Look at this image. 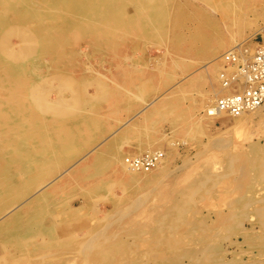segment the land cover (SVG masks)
I'll use <instances>...</instances> for the list:
<instances>
[{"label": "rangeland", "instance_id": "rangeland-1", "mask_svg": "<svg viewBox=\"0 0 264 264\" xmlns=\"http://www.w3.org/2000/svg\"><path fill=\"white\" fill-rule=\"evenodd\" d=\"M165 1L168 3L156 1L146 7L144 21L142 18L136 20L138 13L134 5H124L123 12L133 20L131 28L135 27L132 35H119L118 42L125 46L123 52L126 61H116L111 51L96 47L88 38L76 35L66 40L63 44L65 48L56 53L42 46L44 50L39 57L41 60L51 59L50 65L48 70L40 65L35 71L38 70V74L46 73L50 80L44 88L45 93L48 92L47 97L57 102L61 96L59 100L66 99L75 108L69 109L70 117H58L55 125H52L54 129L49 131L51 137H60L67 129L78 127L75 124L78 111L82 117L90 116L93 110L86 103L89 96L99 97L95 102L98 113L117 109L116 117L119 119L133 117L144 103L159 96L161 103L147 118H133V126L119 133L113 139L115 142L108 143L98 156L72 173L71 179L66 177L53 184L47 197L38 202L35 208L47 209L39 215L40 225L53 230L60 242L35 243L31 239L24 245L21 254L17 248L7 245L16 233L23 230L22 225L33 215V210L9 230L0 233V257L7 263H10L8 259L11 256L17 254L18 264H175V257L176 264H264V180L258 176L264 165H257L258 160L264 161V111L249 113L237 123L236 119L227 118L225 122L207 118L204 109L213 101L212 91H216V81L214 74L206 73L200 67L213 56L197 58L196 53L231 35L240 43L260 32L259 29L264 26V0ZM70 9L73 12L76 10ZM159 10L164 14L163 19L158 15ZM52 29L49 27L50 33ZM59 33L61 30L55 28V34ZM10 41L17 44L15 37H11ZM216 54L213 53L214 56ZM125 71L130 72L129 78L133 81L140 78L134 83L135 89L123 83L127 78L126 74L121 73ZM125 86L137 98L130 100L131 108L127 109L124 102L118 101L114 109L112 106L108 108L107 96L113 99V93ZM100 90L109 95L103 98L98 92ZM66 112L68 110L61 111L63 114ZM223 123L228 126L225 127ZM105 129V125H95L89 132L75 133L74 139L64 141L77 149L75 158L68 159L66 148H52L55 154L49 149L46 157L43 154L29 157V160L37 161V167H44L42 162L46 158L47 166L58 160L67 166L99 144L106 134ZM53 142L55 145L63 143L56 139ZM148 151L162 153L161 167L149 173L150 176L136 174L139 183L128 182L114 172L111 165L115 162L111 163V160H123L127 154L142 155ZM0 158V169L9 168L5 173L0 170V176L4 178L17 182L20 176L39 175L15 172L14 169L21 166L17 160L6 163L8 159ZM229 164L232 167L228 170ZM243 164L245 167L241 169ZM57 169L51 170V175L58 174L61 169ZM210 173H213L211 178ZM94 176L98 179L90 178ZM201 180L203 189L196 190L195 181ZM187 187L191 190H186ZM177 191L191 193L183 219L174 222L172 229L163 231L164 236L160 235L159 239L148 232L149 229L143 233L141 230L146 231L159 213L173 208L172 199ZM35 192L36 189L31 194ZM246 197L249 202L245 206L243 198ZM21 202L18 200L17 203ZM114 233L119 239L129 242V251L126 247H119L112 257H106L99 252V242ZM76 235L79 236L77 239ZM93 235L95 238L92 241L90 238ZM86 238L90 242H85Z\"/></svg>", "mask_w": 264, "mask_h": 264}, {"label": "bare ground", "instance_id": "bare-ground-1", "mask_svg": "<svg viewBox=\"0 0 264 264\" xmlns=\"http://www.w3.org/2000/svg\"><path fill=\"white\" fill-rule=\"evenodd\" d=\"M156 1H161V2H158L160 4L162 3L165 4V2H167L165 0H135V1L134 0H0V149L2 150L0 152V156L5 159H8L6 163H9L10 161L15 162L14 160H17V162L21 164V166L25 165V167L20 166L18 168H15L14 169L15 172L18 171L19 173H22V174H25V173L39 174L36 176H20L17 182L13 180H9L8 178H4L3 176H0V233L5 232L9 230L10 227L16 225V222L26 217L27 212L32 211V210L34 211L33 215H31L27 219L25 225H22L23 230L16 233L12 237L10 242H8L7 244V245H12L13 247L17 248V250L19 251L18 253L20 254L23 253L24 248H25L24 245L27 242H29L31 239L35 243L36 242L38 243L39 241L56 243L60 239L58 238V235L56 233L52 232L53 230L49 228H44L40 225L41 219L39 215H42L44 211H46L47 209H45L44 207L41 209L35 208L38 202H40L41 200H44L47 197V195L49 194L48 190L51 188V186L55 184L56 182H58L59 180L61 179L63 180L66 177H68L67 179H69L72 176V173H74L76 170L81 169L85 163L90 161V159L98 156L101 153L102 148H105L109 145L108 143L111 142L110 144H112L113 139L117 135H119V133H123L125 130H128L127 129L128 126H133L131 125V121L133 120V118H137L140 116L143 117L144 119L147 118L148 115H150L154 111V109H156V107H158L161 103V98L159 96L157 98H154L150 102L144 103V106L138 108L133 117L119 119L116 117L117 109L114 111L110 110L109 113H104V114L98 113L97 111L98 109H97L95 102L99 99V97H96L94 95L89 96L88 99L86 100V103L89 105L88 107H90L93 110V112L90 113V116L82 117L80 114L81 112L78 111L77 113L79 114L77 115L78 116L76 118L77 121L75 122L76 126L78 127L67 129L66 133L61 135L60 137H56V138L51 137L49 134V131H52V129H54L52 125L53 124L55 125V122L57 121L58 117L61 118L65 115L70 117L71 115H70L69 109H75V108H73V106L71 105V102L69 103L66 99L59 100L61 96L59 97V99L58 97L56 98V100L58 99L57 102L55 100H54L55 102L53 100L51 101L47 97L46 94L48 92L46 91L47 93H45L44 88L48 86V83L50 80L48 76L46 75V73L38 74L37 73L38 70L37 71L35 70L37 69V66H40V65L45 66V70H48V67L50 65L49 60L51 59L47 60L48 58H46V60H43V59L41 60L40 59L41 56L39 57V55L41 54L42 50H44V48L46 50L52 51L53 53H56V51L59 52L60 49H62L64 42H66V40L68 41L69 38L76 35L78 37L81 36V37L88 38L89 41L96 47L111 51L112 52L111 55L113 56L112 58H114L116 61L118 60H120V62L126 61L127 57L125 56L123 52L124 51L123 49L125 46L124 44H120L118 42L119 35H123L124 33L132 35L135 27L131 28L134 23H133V20L130 19L131 17H128L129 15L127 16V14L123 12L124 5L126 6L128 4H131L132 6L134 5L135 11L138 13V15L135 16L137 17L136 20L139 18H142V20L143 19L146 20L144 16V14H146L145 12L146 7L148 8V6L152 5ZM141 5H144L145 7H142ZM70 7L75 8L76 9L75 12L71 11ZM160 11L162 10H159L158 15H161V18L163 19L164 14L163 13L161 14ZM49 27L54 28L52 29L51 33L49 31ZM55 28H59V30H61V33L55 34ZM262 28L263 29H259L260 32H264V26ZM11 37H15L17 39V44H14L10 41ZM241 42L242 41H240V43ZM240 43H237L236 37L234 35H231L228 38L219 39L215 41L213 44L209 45L201 52L200 51L196 52L198 53L197 58L213 56L212 58H210V60L208 59L207 62H205V64H203L200 67L202 70L204 69L205 72L207 71L209 73H212V75L214 74V81H216V87L214 85L216 91L215 92L212 91L213 101L210 103V105H207L206 108L204 109V115L207 118L217 119V120L219 119L220 121H225V122L228 121V119H234V120L236 119L235 123H237V122H240V118H244L249 113H258L260 110L264 111V102L259 107H257L255 110L247 112L239 117H232V116H228L222 113H213L209 111L215 99L231 93V90L221 85L220 78H219V70L223 68L222 60H221L222 54L229 51L231 48L235 46L238 47L239 46L238 44ZM42 46H45V47L42 49ZM215 52L217 54L214 56L213 53ZM120 53H123V54L120 55ZM83 55L87 58L86 54L83 53ZM60 68L62 67L60 66ZM123 74L124 75L126 74L125 77L127 78L125 81H123V83L126 85H132L133 88L135 89L136 87L134 86V83L140 78L133 81V79L129 78L130 72L128 73L125 71L121 73V75ZM60 85L62 86L61 83ZM58 86L59 85H57V90H59ZM52 87H55V86L52 85ZM65 88H67V86H65ZM119 88L120 89H118L117 92L113 93V99H111L112 97L107 96L109 95L108 92L104 93L103 90H100L98 92L102 94L100 96H102L103 98L105 96L108 97L107 99V103L109 104L108 108L112 106L114 109L115 103L118 101L120 103L124 102V105L127 107V109H130L131 108L130 100L133 99V97L134 98L136 97L133 95L132 91L127 89L128 87L125 86V87H119ZM57 90H55L56 93H57ZM56 95H58V93ZM139 102H142V101H139ZM168 106H170V104ZM62 110H68V112H66V114H63L61 113ZM263 113L264 112H262V114ZM74 117L75 116H73V118ZM146 121H148V119ZM139 123L140 125H142L141 121ZM99 124H102V126L105 125L106 127L105 129L106 131H104L106 133L105 136H103L99 144L91 147L84 155L80 156L75 162L66 166V165H63V162L61 160H58V161L52 162L51 164L47 166L48 161L46 158V160L44 159L42 162L44 167H40V166L37 167V165H35L37 161L29 160V157H35V156L43 155V154L45 155L44 157H46L47 151L49 149L51 150L52 154H55V151H53L52 148H66V151L69 152L68 155L70 154L69 156L67 155L68 159H70V157H73V156L75 158L77 156L76 154L77 149L73 148L71 145H68L67 143H64V141L74 139L73 137H75L76 134H79L80 132H86V131L89 132L91 128H94L95 125H99ZM223 125L225 126V123H223ZM232 125L233 124H230V126ZM134 126H136V123ZM97 133L100 134L99 132ZM124 136L125 135L123 134V137ZM54 139L61 140L63 141V143L55 145L53 142ZM146 154L155 155L154 157L156 158V163L153 166V168H151L148 171H139V170L133 169L129 161L135 158H140ZM50 156L51 155H49L48 157ZM228 160H231V159L228 158ZM232 160H235V159H232ZM250 160L248 164L250 163ZM243 161H240V162H243ZM114 162L115 164L111 166H113V170L115 173H119L120 176L128 182H133V183L138 182L139 183V179H137V177L135 176L136 174H141L143 176H150L149 173H152V171H154L157 168L160 169L161 163H162V153H159L158 151H153V152L148 151L142 155L140 154L131 155L130 153V155L129 154L125 155L123 160L121 159H119L118 161L111 160V163H114ZM229 162H232V161H229ZM28 164H30L31 167ZM245 164H243V166H241L240 168L244 169ZM261 164L264 165V161L262 163V160L261 161L258 160L257 165L260 167ZM26 165H28L29 167H26ZM227 167L229 170L232 167V164H229ZM252 167L253 166L251 164V168ZM55 168L56 169L60 168L61 170L58 171L59 172L58 174L51 175V172ZM240 168L238 167V169ZM8 169L9 168L5 167L0 170L2 173H5L8 171ZM211 174L213 173H210V178H211ZM258 176L260 177V179L264 180V169H262V171L259 172ZM72 178H74V176ZM90 178L98 179L96 178V176L90 177ZM90 178L87 177L86 179H90ZM196 182L197 181H195L194 188L196 190L198 188H202L203 181L201 180V182H197V183ZM77 183H79V181ZM155 184H157V182H155ZM148 185L149 184H147L146 186ZM191 187L192 186H190V188ZM34 189H36L37 192H35L34 194H31V192ZM189 189L187 187L186 190H189ZM56 190H57V187H56ZM187 193L186 191L184 193L178 192V191L175 192V195H173L174 197L172 199L173 208L169 209V211H166L164 213H161V214L159 213L157 217L155 216L156 218L153 219V224L150 227L148 225L146 231L144 230H141V231L145 233L149 229L148 232L153 233L154 237L156 239H159L160 235L164 236L163 231H168L172 229L173 227H175L174 222L176 223L183 219L184 208H185L186 203L189 202L188 201L190 197L189 195H191V193L190 194L189 193L187 194ZM34 195H37V196L33 198ZM144 196H147V195H144ZM18 200H22V202L18 204L17 203ZM248 202H249V198L247 197L246 199L243 198V205L246 203L245 204L246 206ZM127 210L129 211V209ZM180 223L181 222H179V224ZM51 225L47 224V226H51ZM176 226H178V224ZM121 231H124V230H121ZM94 235L93 237L90 238V240L92 238H95ZM137 235H142V234H137ZM78 237L79 236H77L76 239ZM90 240L88 241L86 238V240L84 241L90 242ZM99 243H100L99 252H101V254L106 257L108 256L112 257L113 252H117L118 251L117 249H119V247L121 248L126 247L127 249V245H129V242H127L128 243L127 244L122 239H119L116 233H114V235L110 237H106L104 241H101ZM109 243H112L114 245L111 248H109L112 245L110 244L108 246L107 244ZM127 250L129 251V249ZM16 255L11 256L8 259V262L10 263H7V261H4V259L0 257V264H18V261H16V258H17ZM202 255L204 256V254ZM24 256H25V253H24ZM178 263H180L179 260H178ZM220 263H224V262H220ZM164 264H166V262ZM175 264H176V257H175Z\"/></svg>", "mask_w": 264, "mask_h": 264}, {"label": "built area", "instance_id": "built-area-1", "mask_svg": "<svg viewBox=\"0 0 264 264\" xmlns=\"http://www.w3.org/2000/svg\"><path fill=\"white\" fill-rule=\"evenodd\" d=\"M222 54L221 85L231 93L215 99L210 112L239 117L264 102V32L243 40ZM155 155L129 161L133 169L148 171L156 163Z\"/></svg>", "mask_w": 264, "mask_h": 264}]
</instances>
